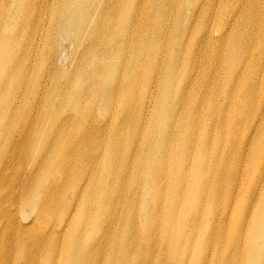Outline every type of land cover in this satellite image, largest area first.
Listing matches in <instances>:
<instances>
[{
    "label": "bare ground",
    "instance_id": "1",
    "mask_svg": "<svg viewBox=\"0 0 264 264\" xmlns=\"http://www.w3.org/2000/svg\"><path fill=\"white\" fill-rule=\"evenodd\" d=\"M263 62L264 0H0V264H264Z\"/></svg>",
    "mask_w": 264,
    "mask_h": 264
},
{
    "label": "rangeland",
    "instance_id": "2",
    "mask_svg": "<svg viewBox=\"0 0 264 264\" xmlns=\"http://www.w3.org/2000/svg\"><path fill=\"white\" fill-rule=\"evenodd\" d=\"M263 64H264V62H263ZM262 64V65H263ZM66 66L67 67H70V65H68V64H66ZM205 68H207V64H206V66H204ZM50 69H51V67H49V69H48V72L50 71ZM51 71H55V69H52ZM260 97V95L258 96V98ZM222 104H224V102H222Z\"/></svg>",
    "mask_w": 264,
    "mask_h": 264
}]
</instances>
